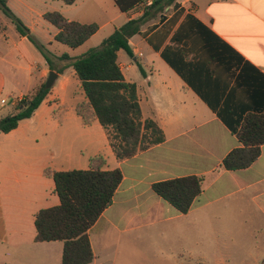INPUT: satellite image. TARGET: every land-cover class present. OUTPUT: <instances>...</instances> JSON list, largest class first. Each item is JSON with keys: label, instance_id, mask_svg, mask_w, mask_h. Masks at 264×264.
Returning a JSON list of instances; mask_svg holds the SVG:
<instances>
[{"label": "crops", "instance_id": "1", "mask_svg": "<svg viewBox=\"0 0 264 264\" xmlns=\"http://www.w3.org/2000/svg\"><path fill=\"white\" fill-rule=\"evenodd\" d=\"M7 5L52 64L9 18L0 19V120L17 113L51 72L58 79L32 118L0 133V264H62L63 242L37 241V214L60 204L47 173L90 170L98 158L102 171L119 169L123 180L89 231L91 264H225V255L208 249L229 250L232 259L249 251L247 263L264 264V147L248 169L223 167L240 147L245 118L264 113V0H176L130 39L133 57L120 51L119 65L138 87L142 121L157 123L165 142L123 161L98 120L84 124L77 112L88 101L82 83L60 57L100 46L145 9L123 13L115 0ZM50 12L99 30L71 49L56 42ZM189 176L203 178L204 191L181 214L153 185Z\"/></svg>", "mask_w": 264, "mask_h": 264}, {"label": "trees", "instance_id": "2", "mask_svg": "<svg viewBox=\"0 0 264 264\" xmlns=\"http://www.w3.org/2000/svg\"><path fill=\"white\" fill-rule=\"evenodd\" d=\"M61 1L73 5L77 0ZM175 2L115 0L123 13L137 7H143L145 12L139 19L128 21L99 47L84 55L72 58L65 54L60 57L75 69L88 100L78 106V114L86 125L94 120L100 122L108 131L114 153L121 161L164 143L165 135L154 121H142L138 87L126 80L118 62V53L125 51L133 57L130 39L139 34L153 17ZM0 9L21 35L30 38L51 66L50 52L30 36L29 29L10 10L7 0H0ZM45 19L60 30L56 42L71 49L83 46L99 30L96 24L70 22L56 12L47 13ZM51 90L46 82L36 87L21 102L17 113L0 120V133L8 134L17 129L22 121L32 118ZM236 135L240 147L223 161V167L228 171L248 169L260 158L264 147V113H250ZM103 162L101 158L92 160L90 170L47 173L55 182L60 204L37 214V241L63 242L62 264H91L94 260L89 231L112 206L123 180V173L119 169L102 171L100 165ZM153 190L181 214H187L204 191V179L189 176L162 181L155 183Z\"/></svg>", "mask_w": 264, "mask_h": 264}, {"label": "rangeland", "instance_id": "3", "mask_svg": "<svg viewBox=\"0 0 264 264\" xmlns=\"http://www.w3.org/2000/svg\"><path fill=\"white\" fill-rule=\"evenodd\" d=\"M3 18H6V16L3 14V12L1 11V9H0V19L1 20H3ZM99 47V46H98ZM97 48V47H96ZM212 243L213 242H211V243H208V247L209 246H211L212 245ZM207 253H208V255H210V256H213V254H223V255H225L226 256V261H225V264H249V263H247L246 262V259H247V255L246 254H249V253H251V252H249V251H246L245 253V257H244V259L240 256V257H238V258H236V256H235V258H231L230 257V255H231V252L229 251V250H225V251H219V250H217L216 252H215V250H210V249H208V251H207ZM185 262V261H184ZM185 264H199L198 262H197V260H192V261H190V260H186V262H185Z\"/></svg>", "mask_w": 264, "mask_h": 264}, {"label": "water", "instance_id": "4", "mask_svg": "<svg viewBox=\"0 0 264 264\" xmlns=\"http://www.w3.org/2000/svg\"><path fill=\"white\" fill-rule=\"evenodd\" d=\"M57 79H58V75L55 72H51L46 82L47 88L51 89L54 86Z\"/></svg>", "mask_w": 264, "mask_h": 264}]
</instances>
